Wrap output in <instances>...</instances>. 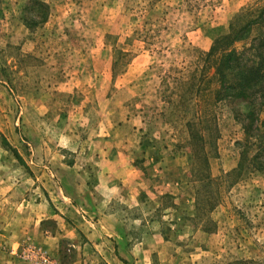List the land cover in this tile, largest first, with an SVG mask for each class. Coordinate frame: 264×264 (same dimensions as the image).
I'll return each instance as SVG.
<instances>
[{"label":"rangeland","instance_id":"obj_1","mask_svg":"<svg viewBox=\"0 0 264 264\" xmlns=\"http://www.w3.org/2000/svg\"><path fill=\"white\" fill-rule=\"evenodd\" d=\"M258 70L264 0H0V160L55 211L0 264H264Z\"/></svg>","mask_w":264,"mask_h":264},{"label":"crops","instance_id":"obj_2","mask_svg":"<svg viewBox=\"0 0 264 264\" xmlns=\"http://www.w3.org/2000/svg\"><path fill=\"white\" fill-rule=\"evenodd\" d=\"M15 163V159L0 160V226L10 231L9 235L12 234L10 240L15 250L27 241H35V244L40 243L43 251L50 253L49 245L54 243V238L41 232L44 221L53 218L55 213L51 207L49 175H44L45 184L37 186L39 179L28 173L22 174ZM112 197L111 195L109 202ZM62 199L66 200L63 195ZM113 218L110 214L103 216L101 227H97L100 231L105 230L101 235H112L110 229L113 227ZM82 219L86 221L85 218ZM63 231H66L65 227Z\"/></svg>","mask_w":264,"mask_h":264},{"label":"trees","instance_id":"obj_3","mask_svg":"<svg viewBox=\"0 0 264 264\" xmlns=\"http://www.w3.org/2000/svg\"><path fill=\"white\" fill-rule=\"evenodd\" d=\"M226 62L228 63H232V59H231V57L230 58H228L227 60H226ZM220 65H222V64H220ZM231 69V68H230ZM223 76L225 75V74H222ZM255 75H257L256 77H252V79L251 80H261L263 77H264V73L261 71V70H258V71H256L255 72ZM222 84L225 86V82H226V80H225V78H223L222 80ZM242 88H243V91L238 95V99H241L242 101H246L247 100V98H248V91L250 90V88H251V81L250 80H247V82L244 84V86H242ZM263 103H264V100H263ZM263 107H264V104H261ZM252 108V107H251ZM252 111L247 115V119H249L250 120V122H251V120L254 118V116L256 117V114H255V108H253V109H251Z\"/></svg>","mask_w":264,"mask_h":264},{"label":"built area","instance_id":"obj_4","mask_svg":"<svg viewBox=\"0 0 264 264\" xmlns=\"http://www.w3.org/2000/svg\"><path fill=\"white\" fill-rule=\"evenodd\" d=\"M34 252V251H33ZM32 251H30V253H33ZM46 261V260H45Z\"/></svg>","mask_w":264,"mask_h":264}]
</instances>
